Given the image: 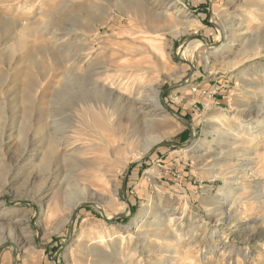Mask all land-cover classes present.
Returning a JSON list of instances; mask_svg holds the SVG:
<instances>
[{
  "label": "rangeland",
  "instance_id": "obj_1",
  "mask_svg": "<svg viewBox=\"0 0 264 264\" xmlns=\"http://www.w3.org/2000/svg\"><path fill=\"white\" fill-rule=\"evenodd\" d=\"M263 45L264 0H0V264H264Z\"/></svg>",
  "mask_w": 264,
  "mask_h": 264
},
{
  "label": "bare ground",
  "instance_id": "obj_2",
  "mask_svg": "<svg viewBox=\"0 0 264 264\" xmlns=\"http://www.w3.org/2000/svg\"><path fill=\"white\" fill-rule=\"evenodd\" d=\"M128 3V2H127ZM127 3H125L124 1H123V4H125V5H123V4H121V6H119V5H117L116 7L118 8V9H124V8H129L128 10H131L132 8H133V10H134V8H137V6H139V4H136L135 3V1H133L132 3H129V4H127ZM141 9H140V8ZM138 7V9H140V10H138V11H141L142 12V8L144 7V6H139ZM144 9V8H143ZM135 10H137V9H135ZM132 11V10H131ZM134 12H136V11H134ZM258 18V17H257ZM242 21L243 20H240V22L239 23H242ZM228 24V23H227ZM195 25V21H191L190 23H189V26L191 27V26H194ZM229 25V24H228ZM249 25V24H248ZM253 26V25H252ZM256 26V25H255ZM231 27V26H230ZM249 27H251V26H249ZM232 28V27H231ZM228 30H229V28L228 27H225V29H224V33H226V34H228ZM231 30V29H230ZM83 37L85 38V36L83 35ZM87 37V36H86ZM228 38V37H227ZM227 40V39H226ZM85 41H86V39H85ZM197 46H199V45H197ZM231 46V42H228V41H226V42H223L220 46H218V47H216V48H214L213 50H212V54H214V55H216V56H220V55H223V54H225V53H227L228 52V49H229V47ZM255 46V45H254ZM258 46H259V44H258ZM258 46H256L255 48H253V50L252 51H256V50H258ZM264 46V45H263ZM261 47V46H260ZM196 48V47H195ZM194 48V49H195ZM262 48V47H261ZM83 49V48H82ZM81 49V50H82ZM244 49V48H243ZM264 49V48H263ZM74 50V49H73ZM83 51H85V50H83ZM191 52V51H190ZM246 52V50H242V53H245ZM79 53H81V51L80 52H77L74 56L72 55V57H75V59H76V56H78L79 55ZM205 53H207V52H204L203 54H205ZM258 53V52H257ZM82 54V53H81ZM206 55V54H205ZM83 56V55H82ZM73 60V59H72ZM77 62V61H76ZM205 62H206V65H208L209 63H210V57H207V56H205ZM78 63L79 62H77V64L76 65H78ZM210 65V64H209ZM110 73V70H107V71H105V72H100L99 74H98V76H100V77H102V76H105L106 78H109V79H106V81H112L113 79H114V77H112L111 75H108ZM120 73V72H119ZM105 74V75H104ZM114 74V73H113ZM121 74V73H120ZM102 75V76H101ZM129 77V76H128ZM128 77H124V78H122V79H120V81H119V83L117 84L118 86H116V87H123V82H125V80L127 79V81H129V79H130V77H129V79H128ZM137 77V76H136ZM246 83V82H245ZM111 84H113V83H111ZM122 84V85H121ZM96 85L101 89V88H103L102 90H106L110 95H115V91H117V90H115V87H113V88H109L108 87V85L107 84H105L104 82H102V81H96ZM114 85V84H113ZM133 85L134 84H132V82L130 81V82H128L127 84H126V88L129 90V89H133ZM247 85H249V83L248 84H246V86ZM109 86H111V85H109ZM121 91V90H120ZM132 91V90H131ZM133 91L136 93V99L134 100V103L136 102H138V101H142V94H144V93H147V91L148 92H150V94H152V96H153V99H154V101H158V96H159V90H157V89H155V88H152V87H149V88H147V87H144V88H138V89H133ZM125 95V94H124ZM124 95H123V92H120V93H118L117 95H116V100H117V102L114 104V105H108V106H104L103 105V103H101L100 101H96V100H93V102H84V101H80L81 102V104L83 105V107L85 108V109H89V110H91V111H93V112H96V117H98L99 119H108L109 120V125H113L114 127H115V123H113L114 121H115V119H117V117L119 116V115H121V113H123L122 111H120L121 109H125V107H126V100L124 99ZM131 95V94H130ZM36 100V99H35ZM129 101H132V100H130V98L128 99V103H129ZM36 102V101H35ZM105 102V101H104ZM125 102V103H124ZM133 102L131 103V105H130V109H131V113L134 115V117H136V119H141L140 120V122L141 123H144V124H151L150 123V121L148 120L147 121V118L149 117V114H145L144 113V111H142L141 112V109H138V108H135V106L134 105H136V104H134ZM35 104V103H34ZM37 105V104H36ZM157 106H159V105H157ZM77 107L82 111L83 109H82V107L78 104L77 105ZM121 108V109H120ZM139 108H141V107H139ZM127 109V108H126ZM143 109V108H142ZM126 111V110H125ZM124 111V112H125ZM261 114V113H260ZM263 114V113H262ZM151 115V114H150ZM144 119H143V118ZM32 121H33V119H32ZM139 123V122H138ZM64 124V123H63ZM62 124V125H63ZM59 126L58 127V131L60 132V138H59V140L61 139V141L63 142V143H65L66 144V146H68L67 144H69V145H72V144H74V140L75 139H78L77 137H75V136H70L69 137V135H66L67 134V130H65L64 129V126H65V124L63 125V126ZM218 125V124H217ZM221 125V124H220ZM220 125H218V126H216V127H214V133L215 134H219V133H227L226 135H229L228 133H230V130H228V129H225L224 127H222V126H220ZM213 133V132H212ZM231 134V133H230ZM234 135V134H233ZM151 137V136H150ZM217 137V136H216ZM223 137H225L224 135H223ZM228 137V136H227ZM148 138V137H147ZM153 138V137H152ZM151 138V139H152ZM35 139V138H34ZM215 139V138H214ZM214 139H208L203 145H200V146H198V145H195V146H193L192 147V149L193 150H201V149H209L212 145H213V143H214ZM148 140H150V139H148ZM152 141V140H151ZM161 140H160V138H158V137H154L153 138V143H151L150 145H148V146H146V148H144V150H143V153H147V151L152 147V145H154V144H156V143H158V142H160ZM61 142V143H62ZM106 145L109 147V146H111V143L109 142V140H106ZM41 143V142H40ZM61 143H59V144H61ZM58 144V145H59ZM64 144V145H65ZM79 145V144H78ZM38 146V145H37ZM52 145H50V147H51ZM54 146V145H53ZM60 146H62L63 147V145H60ZM58 147V146H57ZM77 147V146H76ZM40 149H42V147H40ZM51 151H53V147L52 148H49ZM50 150H48L46 153H44V155L42 156V158H41V163L42 164H44V167H46V168H48L50 171H52V168H51V159H54L53 157L51 158V156H53V154L51 153L50 154ZM54 150H55V147H54ZM56 151H57V149H56ZM76 151V150H75ZM75 151H73V152H75ZM77 152V151H76ZM79 152V151H78ZM54 155H55V153H54ZM58 155V154H57ZM141 154H138V155H136V156H132L131 157V159L130 160H136V159H139L141 156H140ZM56 157H58V156H56ZM57 160V159H56ZM54 161V160H53ZM87 172H88V170H87ZM86 174V173H85ZM97 175V174H96ZM84 178H85V176H84ZM95 178V177H94ZM102 178V177H101ZM97 179V178H96ZM100 181V180H99ZM101 182V181H100ZM102 182H103V180H102ZM78 183V182H77ZM233 192V191H232ZM232 192H229V195H230V197H233V193ZM229 198V197H228ZM82 201H79L77 204H76V206L77 205H79L80 203H81ZM154 210H153V208L150 206V207H144L141 211H140V215H139V219L142 221V225H141V227H143L144 225H146V223L149 221V218L151 217V215H152V212H153ZM162 214V213H161ZM155 217H156V215H155ZM165 222V221H164ZM158 226H160V224H158ZM148 233V232H147ZM159 233V232H158ZM140 235H143V233H140L139 234V236ZM155 236H157V238H159V239H164V237L163 236H160V235H155ZM175 237V236H174ZM165 239L166 240H168L170 243L171 242H174V241H176V240H174L173 241V235L172 234H169L168 236H166L165 237ZM143 241V240H142ZM141 241V242H142ZM138 242H140V240L138 241ZM175 244V243H174ZM162 252V251H161ZM155 261V260H154ZM157 263V262H156ZM156 263H154L153 262V264H156Z\"/></svg>",
  "mask_w": 264,
  "mask_h": 264
}]
</instances>
